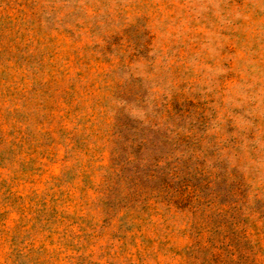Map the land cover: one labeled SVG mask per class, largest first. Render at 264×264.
I'll list each match as a JSON object with an SVG mask.
<instances>
[{"label": "rangeland", "instance_id": "obj_1", "mask_svg": "<svg viewBox=\"0 0 264 264\" xmlns=\"http://www.w3.org/2000/svg\"><path fill=\"white\" fill-rule=\"evenodd\" d=\"M0 264H264V0H0Z\"/></svg>", "mask_w": 264, "mask_h": 264}]
</instances>
